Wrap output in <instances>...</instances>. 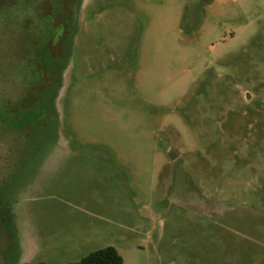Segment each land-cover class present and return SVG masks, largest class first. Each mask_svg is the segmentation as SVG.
<instances>
[{
    "label": "rangeland",
    "instance_id": "rangeland-1",
    "mask_svg": "<svg viewBox=\"0 0 264 264\" xmlns=\"http://www.w3.org/2000/svg\"><path fill=\"white\" fill-rule=\"evenodd\" d=\"M61 1L0 0V264H264V0Z\"/></svg>",
    "mask_w": 264,
    "mask_h": 264
},
{
    "label": "flooded vegetation",
    "instance_id": "flooded-vegetation-1",
    "mask_svg": "<svg viewBox=\"0 0 264 264\" xmlns=\"http://www.w3.org/2000/svg\"><path fill=\"white\" fill-rule=\"evenodd\" d=\"M18 1V3H20V5H25L27 2H31V1H33V0H17ZM34 1H36V0H34ZM83 1L84 0H62L61 2H62V8L63 9H61L62 11H60V12H57V13H65V12H67L69 15L71 14H73V15H75L76 13H77V10H79V8L81 7V5H82V3H83ZM37 3V2H36ZM38 6V3H37V5H36V7ZM15 7V6H14ZM49 10H48V12H46L45 14H43L42 15V13H41V15H38V16H45V17H52L53 15H55L54 14V12H53V7H52V4L50 3L49 4ZM24 10V12H25V8L23 9ZM26 17L24 16L23 17V19H20L19 20V22H16L15 24H16V26L20 29V30H22L23 29V27L25 28L26 27ZM58 76V75H57ZM57 76H56V74L55 73H53V75L51 76V85L52 84H54L55 83V81H56V79H58L57 78ZM58 81V80H57ZM58 83V82H57Z\"/></svg>",
    "mask_w": 264,
    "mask_h": 264
},
{
    "label": "trees",
    "instance_id": "trees-1",
    "mask_svg": "<svg viewBox=\"0 0 264 264\" xmlns=\"http://www.w3.org/2000/svg\"><path fill=\"white\" fill-rule=\"evenodd\" d=\"M30 264V263H24ZM45 264V263H40ZM71 264H124L122 257L113 247H108L84 257L78 263Z\"/></svg>",
    "mask_w": 264,
    "mask_h": 264
}]
</instances>
